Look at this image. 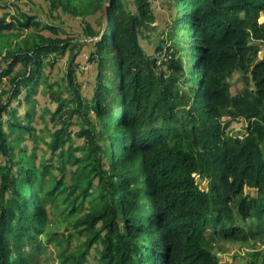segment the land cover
I'll return each instance as SVG.
<instances>
[{"label": "trees", "instance_id": "obj_1", "mask_svg": "<svg viewBox=\"0 0 264 264\" xmlns=\"http://www.w3.org/2000/svg\"><path fill=\"white\" fill-rule=\"evenodd\" d=\"M78 1L50 0L47 22L0 15L5 36L47 30L2 57L0 264H38L47 204L70 188L63 200L78 190L74 203L92 185L98 204L74 222L85 248L67 264H87L95 245L98 264H219L212 241L248 240L239 220L264 226V0H84L96 24L85 17L82 29L96 39L83 43L59 23L79 14ZM173 32L177 44L164 47ZM82 45L93 68L81 81ZM64 56L65 71L51 79ZM235 70L243 88L233 94ZM39 93L42 128L38 109L23 105ZM239 118L241 137L230 128ZM45 132V150L63 161L59 176L53 160L35 165L21 145Z\"/></svg>", "mask_w": 264, "mask_h": 264}, {"label": "rangeland", "instance_id": "obj_2", "mask_svg": "<svg viewBox=\"0 0 264 264\" xmlns=\"http://www.w3.org/2000/svg\"><path fill=\"white\" fill-rule=\"evenodd\" d=\"M49 3L50 0H0V15L10 18L15 13L23 11L38 17L44 22H47L50 20L49 12L47 11V6H49ZM158 5H160V3ZM76 7L79 13L77 16L66 17L62 15L59 18L64 20L59 21V23L63 24L64 29L61 35L75 39L77 40L76 42L81 43L95 40L96 37H88L82 29L83 25L81 20L85 17L93 27H95L96 24V18L89 13L90 9L88 7V2L84 0L78 1L76 3ZM259 22L264 24L263 13L259 17ZM42 30L44 32L47 31L43 28L36 27L23 30L17 29V31H12L11 34L7 36H5V33H3L4 35L0 34V38H5L4 40L0 41V68L4 67L5 65V63L2 61V57L5 55L6 49L17 50L20 48V45L27 46L31 45L32 42L35 43L37 38H35L34 35L36 32H38V34L41 33L40 31ZM167 31L168 30H166V32ZM48 33H50V31H48ZM184 33L187 32L184 31ZM173 34L174 32L171 35H167L168 41H166L164 47H167V45H170L171 43L177 44L174 39H170ZM182 43L183 41H181V44ZM89 49V45H82L80 53L76 58L75 69L81 73L79 76L81 81L87 77V75L90 73V70L93 68V64L88 60ZM259 56L264 58V41L261 43ZM66 58L67 56L58 58V63L52 69L51 79L58 77L65 71L67 65ZM188 62L189 60H186L185 63L188 65ZM228 81L230 83V91L233 94L242 90V72L239 70H235L232 75L229 76ZM44 97H46V95L39 93L32 98V101L23 104L24 106L28 104L26 107L28 109L31 107H36L38 109L37 115L34 119V125H37L39 128H42L44 125L43 122L38 119L39 114L41 113L39 109L42 111V109H45L48 104L46 100L40 102V99ZM24 106H22L23 109ZM54 106L55 104H52L49 108L52 109ZM223 119L226 120L228 117ZM245 124V119L239 118L232 121L230 128L237 130L238 133L242 135ZM44 128L47 129V126ZM36 137L37 140L32 142L28 139L24 144L21 145L24 147L27 145V148L24 150L27 151V161H33L35 157L32 158L31 155L36 153L37 160L35 159L36 161L34 163L35 165L40 166L43 161L47 162L48 159L53 160L54 157L50 154L51 152L49 150H45L44 141L45 138H48V134L46 132L40 133L37 134ZM35 147L37 148L36 152L33 150ZM41 149L44 150L41 152ZM53 162L55 163L54 165L57 166L54 168L52 175L59 176L60 171L58 170V167L63 165V161L61 159H57L53 160ZM70 171L71 167L67 165L65 167V173L66 183L68 185H72L73 183ZM52 175L48 183L49 187H51L58 178L56 176L52 177ZM63 188L64 187L62 186V189ZM69 191H71V188L59 198H56L53 202H49L47 204L48 215L42 227L41 233L38 236L42 247L38 264H67L69 260L65 258V256L77 254L79 251H81V249L85 248L84 234L78 232L77 229L74 228V222L82 214L89 211L91 212V210L97 206L99 191L95 185H92L87 190L88 195L78 198L74 203H72L71 199L78 193V190H74V194L70 198L63 200ZM238 225L242 226L248 233H251L249 239L246 241H226L218 238L212 241L211 249L216 256L218 263L262 264L264 261V226L261 229H257L255 227L256 224L254 220H247L246 222L239 220ZM87 255V264H98L100 262L99 246H93Z\"/></svg>", "mask_w": 264, "mask_h": 264}, {"label": "water", "instance_id": "obj_3", "mask_svg": "<svg viewBox=\"0 0 264 264\" xmlns=\"http://www.w3.org/2000/svg\"><path fill=\"white\" fill-rule=\"evenodd\" d=\"M109 2L105 3L102 6V20H101V33L105 30L106 28V24H107V19H108V13H107V6H108Z\"/></svg>", "mask_w": 264, "mask_h": 264}, {"label": "clouds", "instance_id": "obj_4", "mask_svg": "<svg viewBox=\"0 0 264 264\" xmlns=\"http://www.w3.org/2000/svg\"><path fill=\"white\" fill-rule=\"evenodd\" d=\"M239 137H241V135H239Z\"/></svg>", "mask_w": 264, "mask_h": 264}]
</instances>
